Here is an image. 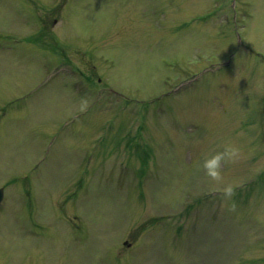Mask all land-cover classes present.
I'll use <instances>...</instances> for the list:
<instances>
[{
  "label": "rangeland",
  "instance_id": "374dc122",
  "mask_svg": "<svg viewBox=\"0 0 264 264\" xmlns=\"http://www.w3.org/2000/svg\"><path fill=\"white\" fill-rule=\"evenodd\" d=\"M229 1L0 0V264H264V0Z\"/></svg>",
  "mask_w": 264,
  "mask_h": 264
},
{
  "label": "clouds",
  "instance_id": "9594fccd",
  "mask_svg": "<svg viewBox=\"0 0 264 264\" xmlns=\"http://www.w3.org/2000/svg\"><path fill=\"white\" fill-rule=\"evenodd\" d=\"M238 149L233 146H228L223 153H216L205 160V167L208 170V173L215 178L220 176V162L224 157H233L237 154Z\"/></svg>",
  "mask_w": 264,
  "mask_h": 264
},
{
  "label": "water",
  "instance_id": "95a60500",
  "mask_svg": "<svg viewBox=\"0 0 264 264\" xmlns=\"http://www.w3.org/2000/svg\"><path fill=\"white\" fill-rule=\"evenodd\" d=\"M1 196H2V193H1V190H0V198H1Z\"/></svg>",
  "mask_w": 264,
  "mask_h": 264
}]
</instances>
